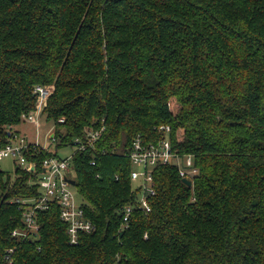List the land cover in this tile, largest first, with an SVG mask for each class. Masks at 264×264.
<instances>
[{"label":"trees","instance_id":"16d2710c","mask_svg":"<svg viewBox=\"0 0 264 264\" xmlns=\"http://www.w3.org/2000/svg\"><path fill=\"white\" fill-rule=\"evenodd\" d=\"M35 85L53 86L40 123L56 149L103 128L71 158L95 229L70 244L53 205L36 239L11 236L15 200L37 195L42 160L57 156L36 148L34 169L0 170V264L10 247L11 264H264V0H0V147ZM161 125L197 172L186 185L176 163L153 167L150 211L122 228L127 152Z\"/></svg>","mask_w":264,"mask_h":264},{"label":"built area","instance_id":"2783aa9c","mask_svg":"<svg viewBox=\"0 0 264 264\" xmlns=\"http://www.w3.org/2000/svg\"><path fill=\"white\" fill-rule=\"evenodd\" d=\"M53 91V86L35 85L33 94L35 95V107L27 114L21 116V121L32 124L36 128L40 124V114L46 105L47 99ZM63 121V119H60ZM100 129L86 130L82 138L73 139L71 147L73 152L67 156H49L41 162V172L37 174L36 185L38 193L34 197L16 199L17 210H21L22 228H15L11 231V236L16 240L36 239L39 225L37 223V213L50 209L57 205L59 217L67 226L68 240L70 244L78 243L80 233H90L95 227L94 224L85 217L82 205L83 200L77 199V192L74 185L68 179H74V170L71 164L72 155L78 151H85L101 135ZM169 126L161 125L158 131L162 134L161 138L155 143H144L140 137H136L127 156L131 161L132 169L130 173L133 182L134 199L118 209L121 217V227L125 228L130 220L131 214L138 210L143 213L150 211L148 202L149 197L154 194V183L152 169L159 164L176 163L178 174L182 178H191L197 169L192 166L191 156L180 157L176 150H172L168 140ZM36 148H46L40 145L37 140L31 141L24 135L16 134L14 130L9 132L8 143L0 147V159L10 157L14 159L17 166L34 169L35 166L27 160V153ZM184 163V165H181ZM94 164V160L90 161ZM12 247L6 249V264H11Z\"/></svg>","mask_w":264,"mask_h":264},{"label":"rangeland","instance_id":"374dc122","mask_svg":"<svg viewBox=\"0 0 264 264\" xmlns=\"http://www.w3.org/2000/svg\"><path fill=\"white\" fill-rule=\"evenodd\" d=\"M24 128L27 129L26 131H24L28 135L27 139L31 141L37 140L40 145L48 146V149L52 152H55L57 156L64 157L73 152V148L68 145L56 149L55 143L50 140L51 138H49V136L52 134V128L50 130V126L46 127L43 122L39 124L38 128L29 123H22L16 125L14 127V130L23 131ZM20 135L24 136V134L21 132ZM16 166V161L10 157H4L0 159V170L4 172L10 173L12 175ZM133 169L137 170L136 166H134ZM77 199H81L79 195H77Z\"/></svg>","mask_w":264,"mask_h":264},{"label":"water","instance_id":"95a60500","mask_svg":"<svg viewBox=\"0 0 264 264\" xmlns=\"http://www.w3.org/2000/svg\"><path fill=\"white\" fill-rule=\"evenodd\" d=\"M50 137H52V134L50 135ZM69 183L74 185L75 184V180L74 179H68ZM183 183H185L186 185H191V180L189 179H182Z\"/></svg>","mask_w":264,"mask_h":264},{"label":"crops","instance_id":"0c3cea01","mask_svg":"<svg viewBox=\"0 0 264 264\" xmlns=\"http://www.w3.org/2000/svg\"><path fill=\"white\" fill-rule=\"evenodd\" d=\"M12 130H14V129H12ZM26 130H27V129L24 128L23 131H20V130H15V131L21 132V133H23L26 137H28V135L24 132V131H26ZM49 137H50V136H49Z\"/></svg>","mask_w":264,"mask_h":264}]
</instances>
